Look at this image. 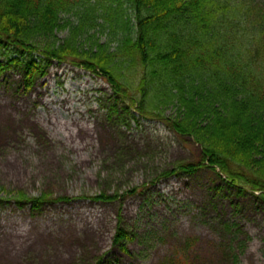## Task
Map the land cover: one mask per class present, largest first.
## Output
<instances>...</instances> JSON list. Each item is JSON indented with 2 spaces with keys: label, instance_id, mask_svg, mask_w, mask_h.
Here are the masks:
<instances>
[{
  "label": "rangeland",
  "instance_id": "obj_1",
  "mask_svg": "<svg viewBox=\"0 0 264 264\" xmlns=\"http://www.w3.org/2000/svg\"><path fill=\"white\" fill-rule=\"evenodd\" d=\"M47 69L28 90L20 67L0 76V264H165L176 246L189 264H264V203L206 161L171 171L202 160L192 135L70 58Z\"/></svg>",
  "mask_w": 264,
  "mask_h": 264
},
{
  "label": "trees",
  "instance_id": "obj_2",
  "mask_svg": "<svg viewBox=\"0 0 264 264\" xmlns=\"http://www.w3.org/2000/svg\"><path fill=\"white\" fill-rule=\"evenodd\" d=\"M0 57V76L20 67L27 90L53 60L100 74L115 99L200 143L202 160L172 172L206 161L264 203V0H0ZM13 198L34 208L51 199ZM189 249L176 246L165 264H189Z\"/></svg>",
  "mask_w": 264,
  "mask_h": 264
},
{
  "label": "bare ground",
  "instance_id": "obj_3",
  "mask_svg": "<svg viewBox=\"0 0 264 264\" xmlns=\"http://www.w3.org/2000/svg\"><path fill=\"white\" fill-rule=\"evenodd\" d=\"M83 86H86L84 83L82 84Z\"/></svg>",
  "mask_w": 264,
  "mask_h": 264
}]
</instances>
